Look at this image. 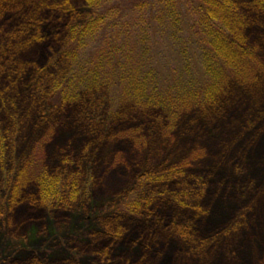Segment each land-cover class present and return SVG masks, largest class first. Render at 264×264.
I'll use <instances>...</instances> for the list:
<instances>
[{"label":"rangeland","instance_id":"rangeland-1","mask_svg":"<svg viewBox=\"0 0 264 264\" xmlns=\"http://www.w3.org/2000/svg\"><path fill=\"white\" fill-rule=\"evenodd\" d=\"M252 1L240 3L251 18V44L264 56V13L254 11ZM44 10L31 16L38 34L45 35L43 43L18 49L14 63L44 65L63 45V30L54 34L53 25L66 22L65 12ZM15 17L6 12L0 24H12ZM50 34L56 38L51 51L45 45ZM14 72L0 71V136L7 137V168L13 172L52 128L48 163L53 171L80 172L82 192L70 208L3 205L6 173L0 171V264H264V75L247 90L253 94L249 104L241 98V106L225 108L211 124H195L192 116H185L170 135L136 117L108 115L105 128L87 131L88 120L69 118V113L37 121L32 110L37 96L27 87L34 71L28 69L21 77ZM130 129L140 134L131 135L136 131ZM185 158H192L190 174L203 179L195 188L199 193L188 200L201 206L189 231L196 244L173 229L177 213H184L177 203L156 199L151 206L155 214L147 218L123 214L117 207L137 190L144 173ZM159 188L173 194L179 190L176 185ZM192 220L181 222L189 225ZM109 224L114 231L123 228V237L104 235ZM103 253L106 263L100 260Z\"/></svg>","mask_w":264,"mask_h":264},{"label":"trees","instance_id":"trees-1","mask_svg":"<svg viewBox=\"0 0 264 264\" xmlns=\"http://www.w3.org/2000/svg\"><path fill=\"white\" fill-rule=\"evenodd\" d=\"M249 4L264 13V0ZM242 5L240 0H0V18L6 12L16 16L13 28L6 21L0 24V71H15L21 77L33 69L27 87L37 96L32 109L37 121L69 113V118L87 119V131L105 128L108 115L121 120L136 117L171 135L185 116H192L195 124H211L225 108L241 106V98L249 104L253 94L247 90L259 85L264 75V56L251 44V18ZM53 9L67 17L64 24L53 25L54 34L63 30V45L44 65L14 63L18 49L45 39L36 31L32 14ZM54 34L45 44L50 51ZM130 130L136 131L131 135L140 134ZM53 134L50 128L13 172L7 168V137L0 136V171L6 173L3 205L28 202L63 209L79 199L81 173L53 171L48 163L47 144ZM191 159L144 173L137 190L117 207L123 214L147 218L155 214L151 206L156 199L177 203L184 213H177L173 229L196 244L189 231L201 206L188 200L199 193L195 188L203 179L190 174ZM161 185L179 190L173 194ZM183 218L193 222L187 225ZM109 226L104 235L123 237V228L114 231L113 224ZM103 254L100 260L106 263Z\"/></svg>","mask_w":264,"mask_h":264}]
</instances>
